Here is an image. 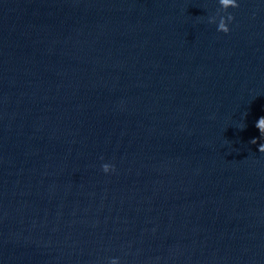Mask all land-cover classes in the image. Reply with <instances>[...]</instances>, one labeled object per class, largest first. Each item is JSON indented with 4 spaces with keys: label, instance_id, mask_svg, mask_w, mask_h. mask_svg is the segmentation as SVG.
Instances as JSON below:
<instances>
[{
    "label": "water",
    "instance_id": "water-1",
    "mask_svg": "<svg viewBox=\"0 0 264 264\" xmlns=\"http://www.w3.org/2000/svg\"><path fill=\"white\" fill-rule=\"evenodd\" d=\"M238 3L225 34L218 0H0V264H264V0Z\"/></svg>",
    "mask_w": 264,
    "mask_h": 264
},
{
    "label": "clouds",
    "instance_id": "clouds-1",
    "mask_svg": "<svg viewBox=\"0 0 264 264\" xmlns=\"http://www.w3.org/2000/svg\"><path fill=\"white\" fill-rule=\"evenodd\" d=\"M219 9L215 15L208 17V23L216 25V30L222 33H229V25L234 21V16L228 12L229 9H234L239 7L238 0H218ZM255 126L264 132V116L260 117ZM257 139H253L252 143L257 144ZM258 150L260 153H264V144H259ZM103 159V158H102ZM101 170L104 174H111L116 171L115 165L104 162L101 165ZM109 264H120L118 258H112L109 261Z\"/></svg>",
    "mask_w": 264,
    "mask_h": 264
}]
</instances>
